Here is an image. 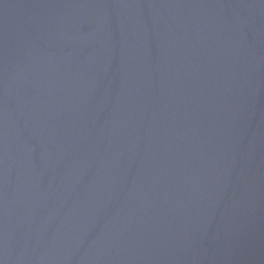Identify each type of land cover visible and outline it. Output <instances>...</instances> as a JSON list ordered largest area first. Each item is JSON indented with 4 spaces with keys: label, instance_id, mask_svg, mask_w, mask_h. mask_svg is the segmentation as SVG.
<instances>
[{
    "label": "water",
    "instance_id": "water-1",
    "mask_svg": "<svg viewBox=\"0 0 264 264\" xmlns=\"http://www.w3.org/2000/svg\"><path fill=\"white\" fill-rule=\"evenodd\" d=\"M0 264H264V0H0Z\"/></svg>",
    "mask_w": 264,
    "mask_h": 264
}]
</instances>
